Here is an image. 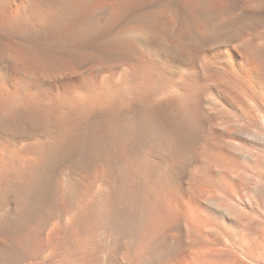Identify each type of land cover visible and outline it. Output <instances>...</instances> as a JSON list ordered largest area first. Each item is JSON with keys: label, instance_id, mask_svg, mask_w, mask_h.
<instances>
[{"label": "bare ground", "instance_id": "obj_1", "mask_svg": "<svg viewBox=\"0 0 264 264\" xmlns=\"http://www.w3.org/2000/svg\"><path fill=\"white\" fill-rule=\"evenodd\" d=\"M0 264H264V0H0Z\"/></svg>", "mask_w": 264, "mask_h": 264}]
</instances>
